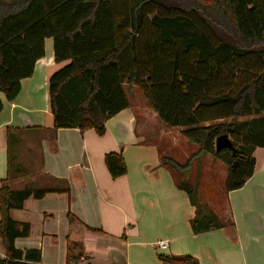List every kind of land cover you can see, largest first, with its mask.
<instances>
[{
    "label": "trees",
    "instance_id": "1",
    "mask_svg": "<svg viewBox=\"0 0 264 264\" xmlns=\"http://www.w3.org/2000/svg\"><path fill=\"white\" fill-rule=\"evenodd\" d=\"M46 38L53 40L55 62H66L47 81L53 130L102 135L107 120L129 107L127 92L139 87L165 126L184 128L181 134L196 147L192 157L210 154L227 166L226 192L252 175L253 150L264 148V0H0V93L6 101L33 74ZM245 115L261 119L237 126L235 119ZM228 133L233 148L216 151L215 139ZM249 138L256 139L252 148L237 143ZM104 162L113 179L125 174L120 154H106ZM184 188L196 208L193 232L222 227ZM49 191L0 188V264H41L40 251L15 248L30 226L9 211ZM162 260L195 264L190 256Z\"/></svg>",
    "mask_w": 264,
    "mask_h": 264
},
{
    "label": "crops",
    "instance_id": "2",
    "mask_svg": "<svg viewBox=\"0 0 264 264\" xmlns=\"http://www.w3.org/2000/svg\"><path fill=\"white\" fill-rule=\"evenodd\" d=\"M64 64L55 62L53 40L46 38L44 55L21 80L17 97L6 101L0 93V188L51 190L9 211L14 221L30 226L28 236L14 240L15 248L40 251L41 264H67L79 254L72 264H166L162 257L185 256L195 264H264V153L256 155L261 147L253 150L252 175L225 193L223 226L195 234L196 208L169 166L184 152L174 147L173 130L161 126L162 135H156L152 124L158 117L151 108L140 103L144 109L137 113L128 100L102 135L52 129L47 81ZM178 145L192 147L185 138ZM171 150L172 157L165 156ZM109 153L120 154L126 166L115 179L104 162ZM161 240L165 250L156 245Z\"/></svg>",
    "mask_w": 264,
    "mask_h": 264
},
{
    "label": "rangeland",
    "instance_id": "3",
    "mask_svg": "<svg viewBox=\"0 0 264 264\" xmlns=\"http://www.w3.org/2000/svg\"><path fill=\"white\" fill-rule=\"evenodd\" d=\"M127 98L132 103L133 106H136L135 110L143 108L141 105L148 107V103L146 102L145 98L143 97L142 90L139 87H136L133 91L127 92ZM136 103V104H134ZM138 113V110H137ZM251 119L260 120L261 116L257 115H245L244 117H239L235 119V124H240L241 122L248 121ZM227 121H230L229 119ZM153 128L157 130L156 135L161 136L162 133L159 132V128L163 126V128H167L170 130H173L172 134H174V137L176 139L175 148L179 151L181 149V152H184L185 157L181 156V158H178V163L175 165L174 163L170 164L169 166L171 168V171L176 178V180L186 187L188 190L191 191L192 197L195 199L198 209L202 214L205 215H214L219 220L224 219V215L226 213V198H225V178L227 175V166L221 162L220 160L214 158L210 154H203L201 153L197 157H192L193 152H196V147L192 145L191 148H187L186 146H179V138H185L181 134V131L184 128H168L165 127V125L162 123V121L157 118L154 122ZM215 123V122H210ZM256 127L258 129H261L262 124L260 122L255 123ZM239 126V125H237ZM245 127V126H244ZM247 130V128L245 127ZM244 129V130H245ZM166 133V132H165ZM229 138L233 141V138L231 137L230 133H228ZM158 138V137H157ZM186 139V138H185ZM250 139V138H249ZM169 140V139H168ZM187 140V139H186ZM251 141L249 142H243L238 140L237 143H244L247 148H252L255 144V140L251 138ZM235 141V140H234ZM189 142V141H188ZM162 146L167 144V141L161 142ZM190 147V145H188ZM255 149V148H254ZM174 151L171 150V154L169 152H165V156L172 157V153ZM264 153V148H260L257 150L256 155H259V153ZM193 153V154H192ZM174 154V153H173ZM183 154V153H182ZM165 161H168L167 158H164Z\"/></svg>",
    "mask_w": 264,
    "mask_h": 264
},
{
    "label": "water",
    "instance_id": "4",
    "mask_svg": "<svg viewBox=\"0 0 264 264\" xmlns=\"http://www.w3.org/2000/svg\"><path fill=\"white\" fill-rule=\"evenodd\" d=\"M215 150L220 151L222 149H232L233 144L227 134L219 135L214 142Z\"/></svg>",
    "mask_w": 264,
    "mask_h": 264
},
{
    "label": "built area",
    "instance_id": "5",
    "mask_svg": "<svg viewBox=\"0 0 264 264\" xmlns=\"http://www.w3.org/2000/svg\"><path fill=\"white\" fill-rule=\"evenodd\" d=\"M156 245H157V247L159 248V249H161V250H165L166 248H167V242L166 241H164V240H161V241H158L157 243H156Z\"/></svg>",
    "mask_w": 264,
    "mask_h": 264
}]
</instances>
